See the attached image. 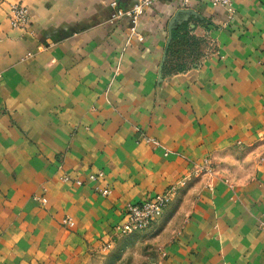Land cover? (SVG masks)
Listing matches in <instances>:
<instances>
[{
	"label": "crops",
	"instance_id": "obj_1",
	"mask_svg": "<svg viewBox=\"0 0 264 264\" xmlns=\"http://www.w3.org/2000/svg\"><path fill=\"white\" fill-rule=\"evenodd\" d=\"M112 1L133 0H0V264L86 262L128 203L209 158L166 212V264H264V0H232L231 11L157 0L131 44L129 22H110ZM15 3L31 13L27 30L10 25ZM185 10L216 52L161 76L169 25ZM133 125L161 146L137 143ZM98 171L108 198L88 181ZM65 216L74 228L59 229ZM46 238L55 245L43 251Z\"/></svg>",
	"mask_w": 264,
	"mask_h": 264
},
{
	"label": "rangeland",
	"instance_id": "obj_2",
	"mask_svg": "<svg viewBox=\"0 0 264 264\" xmlns=\"http://www.w3.org/2000/svg\"><path fill=\"white\" fill-rule=\"evenodd\" d=\"M11 5L9 6V10ZM188 23L189 19L183 20V16L179 19L177 23H175V26L172 31V38L170 41L168 40L166 46L164 61L160 69L161 76L179 74L182 71L187 70L188 67H191L195 64L198 66L201 61H203L205 58L209 57L211 54H215L217 48L215 47L214 40L209 36L195 34L193 28H190ZM135 35L136 34H132L131 32H129V35L127 37V43L131 44L133 41L132 39L133 37H135ZM143 40V38L142 40L140 38L141 42H143ZM118 70L119 67H117L116 71ZM133 128L135 129V133L138 135V139L136 141L137 143H146L147 145H152L147 142V139L152 140V137H149L140 127L136 125H133ZM163 150L166 149L163 147ZM166 152H168V150H166ZM58 160L60 163L58 169L62 170L63 155H60ZM209 160L210 164L207 165L204 170H200L199 168L204 167L205 164L193 163L189 173L187 175H183L181 180L170 185L166 189L159 191L166 192L169 191L173 186L177 187L176 195L172 198L170 204L164 212V215L156 222H154L148 229L138 233H133L127 236L117 238L113 237L115 228L113 227V229L109 233V236L101 241L99 248H97V250L95 251L90 252L89 259L86 262L73 261L68 264H166V244L172 237L171 228L168 226L169 222L171 221V215L166 214V212L174 202V199L177 197V195L180 194L179 192L186 189L194 178H201V174L205 173V171H208V169L212 168L213 162H211V158H209ZM65 176H68V174ZM64 177L60 176L59 179L63 183H65ZM94 185L96 193L100 195V188L102 187L96 186V183ZM112 195L113 192L107 197H103L102 195L101 196L103 198H108ZM147 197H149V195L144 198ZM46 207L45 210H47ZM54 220L59 223V229H64L63 227L66 228V226L62 222L63 220L61 221V224L60 219ZM44 242V247L42 246L43 243H37V246H42L43 251L46 250L47 246L55 245L54 243L51 244V240H49L48 238H46ZM109 243H112L111 248H107ZM40 253L41 251L39 246L36 254L38 255ZM41 258L42 256H40V260ZM46 262L47 264H61L57 259H54L51 256H48L47 260L43 263Z\"/></svg>",
	"mask_w": 264,
	"mask_h": 264
},
{
	"label": "built area",
	"instance_id": "obj_3",
	"mask_svg": "<svg viewBox=\"0 0 264 264\" xmlns=\"http://www.w3.org/2000/svg\"><path fill=\"white\" fill-rule=\"evenodd\" d=\"M213 7L222 8L226 11L232 10V0H209ZM157 0H133L131 5L122 9L119 7L117 1H112L110 7L112 9L110 22L116 23L122 20H127L130 24V32L132 34L137 33L138 23L147 10L151 9ZM186 4V3H185ZM8 19L13 29L27 30L31 25V17L29 9L22 4H13L10 7ZM147 142L154 147H160V143L156 140L147 139ZM167 156V153H165ZM205 166L199 168L204 170L207 165L210 164V160L204 161ZM105 173L98 171L95 174H91L88 177V181L96 183L104 179ZM65 182H74L78 186L84 184L81 180H73L69 176L64 177ZM184 184V183H183ZM177 187L173 186L169 191L159 193L153 198H150L141 203L127 204L124 213V219L122 223L118 224L114 228L113 237H123L133 233H138L148 229L154 222H156L163 215L166 207L170 204L172 198L176 195ZM103 197L111 195L112 190L110 187H105L100 190ZM35 200L41 203L43 206L48 204V198L46 195L36 196ZM63 224L68 228H73L75 222L73 218L67 216L63 219ZM112 243H109L107 248H111Z\"/></svg>",
	"mask_w": 264,
	"mask_h": 264
},
{
	"label": "water",
	"instance_id": "obj_4",
	"mask_svg": "<svg viewBox=\"0 0 264 264\" xmlns=\"http://www.w3.org/2000/svg\"><path fill=\"white\" fill-rule=\"evenodd\" d=\"M181 15H195V13L193 11H179V13L177 14V16L171 21L170 25H169V34H170V39L169 41L171 40L172 38V31H173V28L175 26V23H177L179 21V19L181 18Z\"/></svg>",
	"mask_w": 264,
	"mask_h": 264
},
{
	"label": "trees",
	"instance_id": "obj_5",
	"mask_svg": "<svg viewBox=\"0 0 264 264\" xmlns=\"http://www.w3.org/2000/svg\"><path fill=\"white\" fill-rule=\"evenodd\" d=\"M182 30H185V29H182ZM175 35V34H174Z\"/></svg>",
	"mask_w": 264,
	"mask_h": 264
}]
</instances>
